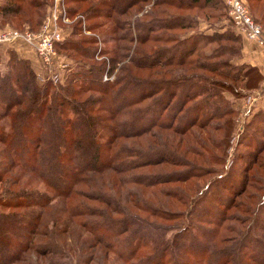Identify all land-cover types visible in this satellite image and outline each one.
Instances as JSON below:
<instances>
[{
	"label": "trees",
	"instance_id": "16d2710c",
	"mask_svg": "<svg viewBox=\"0 0 264 264\" xmlns=\"http://www.w3.org/2000/svg\"><path fill=\"white\" fill-rule=\"evenodd\" d=\"M143 1L146 0H65L68 4L66 12L71 19L82 14L84 20L93 21L92 24L87 22L85 27L92 25L98 29L106 26L101 41L111 49H99V40L95 37L92 41L75 38L83 33L80 17L69 29L61 28L62 39L56 42L55 47L61 58L75 61L71 71L76 64L78 70L66 76L64 74L59 83L42 81V65L41 71L37 72L29 58L19 56L17 50V53L9 52L6 70L0 69V182L5 179L6 172L11 174L5 180V185L9 184L5 186L7 191L0 195V206L22 210L0 212V264L23 261L30 251L52 252L49 264H62L67 256L65 254H70L68 251L71 250L63 246L46 250L48 246L40 245L39 240L57 234L72 235L74 240L79 236L86 237L87 245L82 252L99 249L106 259L115 256L113 264H245V258L240 254H249L254 263L261 258L254 253H264V239L257 230V223L264 226V200L258 203L253 222L235 244L220 249L210 248L208 244L204 247L199 245L202 238L209 244L210 241L219 243L222 240L219 230L226 217L220 215V208L222 205L226 207L228 201L223 204L217 197V190L222 189L228 178H236V174L221 178L218 186L201 192V195L204 194L202 201L196 203L199 205L206 201L201 213L196 208L183 211L161 209L128 186L141 184L155 187L163 183L164 178L153 176L146 181L135 172L138 168L149 167L153 162L151 156L161 154L162 150L155 154L151 149L138 151L136 145L126 141L137 140L157 128H178L182 132L191 123L212 121L235 113L231 102L225 101V92L212 84H204L206 80L200 72L191 76L172 74L170 69L175 66L194 64L190 57L199 51V44L220 39L238 43L237 47L232 44L218 46L225 53H231L230 48L233 47L237 56L229 58L226 64L230 72L237 74L232 75L227 70L226 77L246 79L249 91L264 82V74L257 66L237 63L243 56L244 40L247 38L236 30L224 0L152 1L155 7L167 4L174 7L186 4L189 8L203 9L220 7L224 12L217 14V20L228 15V24L223 27L220 24L221 29L213 27L214 30L202 31L200 28L191 34L181 33L188 27H196L188 22V16H166L165 8L157 10L163 11V17L152 14L149 9L143 14L148 19H138L132 24L124 23L117 16L130 12ZM147 1L151 3V0ZM261 1L264 0H253L251 7L264 4ZM50 2L1 0L0 13L4 20L17 25L26 24L29 29L35 30L44 23L46 17L40 19L43 11L50 8ZM70 2L81 6H70ZM244 2L247 3V0ZM140 8L142 11L143 6ZM261 10L263 22L264 5ZM208 16L212 17L211 14ZM255 19L260 21L256 15ZM125 41H137L141 46L134 49ZM150 42L160 45L146 52ZM91 43L96 46H88ZM24 46L35 52L31 46ZM218 53L219 50L216 54L214 50L201 56L207 61ZM102 55L107 58L97 59ZM125 60L128 62H123ZM110 61L113 66L107 65ZM116 68L120 74L112 80H104V73L111 74ZM196 68H203L212 74L218 70L211 65L203 66L198 61ZM134 69L148 70L149 75L137 74ZM155 74L160 78H153ZM213 98L218 100H210ZM177 101L184 103L185 110L190 106L186 121L191 123L186 127H178L179 114L175 115L172 111ZM183 111L181 109V113ZM247 125L258 128L262 132L258 131L259 134L264 136V110H253ZM249 140V145H254L255 150L264 145L261 136L258 141L254 136H250ZM253 156L258 159L257 154ZM159 159L162 163L173 161L169 160L168 154ZM14 168L18 169L15 173L12 172ZM106 172L115 175L111 185H97L98 175ZM24 174L29 175L26 184L34 181L44 184L45 188L12 189L11 184H19ZM230 184V189L234 191L237 185ZM124 188L125 200L121 190ZM163 192V197L177 198L173 193L178 191L171 194ZM221 198L229 199L225 195ZM211 203H215L214 210H210ZM203 225L208 226L204 227V231L201 229ZM50 226L54 228L53 232ZM214 252L218 253L215 260L212 257ZM83 264H86L85 261Z\"/></svg>",
	"mask_w": 264,
	"mask_h": 264
},
{
	"label": "rangeland",
	"instance_id": "374dc122",
	"mask_svg": "<svg viewBox=\"0 0 264 264\" xmlns=\"http://www.w3.org/2000/svg\"><path fill=\"white\" fill-rule=\"evenodd\" d=\"M1 1V0H0ZM50 8H47V11H43L44 14L40 20L44 18V16H48L49 14L51 17L53 16L52 8H54L57 5L56 0H50ZM153 0H151V3L146 1H143L139 3L138 5L134 6L130 12L123 14V15H117L120 19L123 20V22H129V24L136 22L138 19H148L144 14L145 11L149 10L152 14H156L159 17H163L162 12H158L157 10L161 8H165L166 12L165 15H183L188 16L187 20L188 22H191L192 24H195L196 27L182 30V34H191L193 31L198 30L201 28L202 31L204 30H214L216 28L221 29L220 24L225 26V24H228V15L225 18V16L221 17L220 20H217V14H220V12H224V9H206V8H200V7H187L186 4H183L181 7H174L173 5H164V6H153L152 3ZM60 2L59 8L64 9V7H67V3ZM262 3L264 1H261ZM253 3V0H247V3L245 2L248 12H250V15L254 21L255 24L262 27L264 32V21L261 20L262 10L261 6L264 4H261L260 6H254L251 7V4ZM256 4V3H255ZM70 6L73 7H79V3L77 2H70ZM143 6V10L141 11L140 7ZM186 6V7H184ZM194 6V5H193ZM58 9V6L56 8V11ZM55 10V9H54ZM53 10V11H54ZM47 12V13H46ZM212 15V17H209V14ZM227 14V13H226ZM2 14L0 13V32H5L6 30H16L19 32H23L25 30H28L30 32H33L35 34L41 32L42 26L38 27L35 30H31L28 28V25L21 24L17 25L13 21L4 20ZM164 15V16H165ZM255 15L260 19V21H257L255 19ZM78 17L82 18V24H83V33L76 35L75 38L81 39L82 41L88 40L92 41L93 37H95L97 40V46H99V49L101 47H104L105 49H111L109 45H104L103 41H101V38L103 37V31L106 29V26L100 27L98 29L93 28V26H89V28L85 27L87 22L88 24H92V20H84V16L82 14H79L74 19H71L70 17L67 18L66 21L63 19L57 20L58 26L60 28H70L72 25L75 24L74 20L78 19ZM46 19V18H45ZM38 25H36L37 27ZM129 27V25H127ZM88 29H91L88 30ZM121 33H126V31H121ZM177 34L176 32H174ZM179 33V32H178ZM246 38L249 40V37L246 36ZM87 41V43H88ZM256 42L257 45L260 43L256 40H252ZM128 45H131L132 48L140 47V43L137 41H133L130 43L129 41H125ZM23 42H14L11 44H0V69L6 70V63L7 58L10 53H14L18 51L19 56L25 57L27 54L22 52V48H29L28 46H24L27 44H23ZM221 44H232L231 46L237 47L238 43L231 42L228 40H218L216 42H205L202 44H199L201 47H199V51L194 53L190 58L191 62L194 63L191 65L190 63L183 65V66H175L171 68L173 75L177 74H189L188 76H191L190 74H194L196 72H200V76H202L203 79L206 80L207 86H210L212 84L215 86L219 91L225 92V101H230L233 105V108L236 110L235 113L224 116L220 119H213L212 121H199L197 123H190L186 121V116L188 115L190 110V106L185 110L184 109V103H186L187 99L184 103L176 102L173 107L172 111H175V115L179 114L178 118V127H186L184 131L181 132L178 128H170V129H154L151 133H148L146 135H143L139 139H130L126 141L127 144H133L136 145V150H154V154L158 152V150H162L161 154L152 155L150 158L152 164L149 167H143L138 168L135 172L139 174V176L143 177V180H151L153 176L162 177L163 183L156 185L155 187H147L141 184H133L128 185L129 188H133L134 192L138 193L140 197L147 198V201L152 204H156L161 209L166 210H193L194 208L197 209L199 213H201L204 209L202 208L204 206V203L206 201L203 200L202 203H199L197 205V202L202 201L201 196L203 197L204 194L201 195L202 191H205L208 187H215V185L218 186V183L221 182V180L224 178H227L231 176L232 174H236V178H228V182L225 181L222 189L220 188L218 193V198L222 200L221 202L224 204L227 202V206L224 207L222 205V208H220L221 212L220 215L225 216L224 225L220 227L219 234L221 237V241L219 243H216L215 241H210V244L202 238L199 245L204 247L207 244L210 246V248H216L220 249L224 246H232L237 242V240L243 235L249 228L250 223L253 222V217L256 215V208L259 205L258 203L262 200H264V145L258 150H255V146L250 144L249 145V138L250 136H254L257 138V141L259 140V136L263 137L262 132L258 128H254L251 126H248L249 117L252 114L253 110L259 109V104L254 103L250 106V96L256 94V90L261 88V85L257 88H255L252 91H249V85H246V79H240V77L237 79H231L226 77L229 70L227 68V60L231 57H235V51H233V47H231V53H225L224 51H220L222 47H218ZM160 44L155 42H150L147 47L148 51H151L154 47L159 46ZM263 45V44H260ZM88 46H96V44H90ZM264 46V45H263ZM229 48V47H228ZM17 50V51H16ZM215 54L219 50V55H213L212 59L207 61L201 56L205 54H208L210 52H214ZM217 50V51H216ZM226 50V49H225ZM132 53V49L130 51V55ZM209 56V55H208ZM237 57V56H236ZM107 58L106 56H97V59L102 60ZM203 58V59H202ZM67 59V58H66ZM70 60V59H67ZM86 62H94L93 60H85ZM197 61L203 65V66H212L215 67L218 70H215L214 73H210L208 71H205L203 68L199 69L196 68ZM234 61V60H233ZM70 63L69 69L65 72V76L74 70H78L77 66L75 65L73 70L71 71V66L74 64V60L68 61ZM96 62V60H95ZM94 62V63H95ZM125 63L128 62V60L123 61ZM122 62V63H123ZM239 59L237 63H239ZM77 63V62H76ZM108 63V62H107ZM110 61L107 65L113 66ZM216 63V64H215ZM79 64V63H78ZM107 66V67H108ZM117 66H120L117 65ZM155 70H158L155 69ZM135 73L148 76V70L139 71L138 69H134ZM150 72V71H149ZM230 72V70H229ZM108 72H105L104 75L115 78L117 77L119 73L118 68H116L111 74H106ZM232 75L237 74L233 72H230ZM234 73V74H233ZM153 78H160L157 74L152 76ZM232 91V92H231ZM255 92V93H254ZM264 91H262L263 94ZM236 93V94H234ZM210 100H218L216 98L210 99ZM221 100V99H220ZM222 102V100H221ZM192 104V103H191ZM255 105V106H254ZM181 109L184 111L181 113ZM183 127V128H184ZM261 134H259V132ZM258 133V135H257ZM262 145V144H259ZM134 147V146H133ZM165 147L164 149H162ZM0 148H2V145H0ZM260 153V154H259ZM168 154L169 160L175 161V163L167 162L162 163L159 158L160 156ZM254 154H257V160L255 159ZM177 156V157H176ZM173 157V159H171ZM256 160V161H255ZM155 161V162H154ZM18 169H12V172L15 173ZM192 172V173H191ZM197 172V173H195ZM21 173V172H20ZM10 172H6L4 174V180L3 182H0V195L5 193V190L7 191L8 184L5 185L6 178L10 177ZM29 178V175L24 174V177L20 181L19 184L13 185L11 184V188H45L44 184L37 183V182H27L26 179ZM177 178H184V179H177ZM222 178V179H221ZM115 179V175L112 174V172H106L101 175H98L97 177V185L103 184H110L111 181ZM167 180H170L169 182ZM250 180V181H249ZM165 181V182H164ZM234 181V182H233ZM232 182L237 185L236 189L233 191V188H231ZM228 183L227 189L225 188L226 184ZM229 188V191H228ZM124 197L123 200H125V188L121 189ZM163 190H165L168 194H171L172 191H178L175 194L177 198H166L163 197ZM207 191V190H206ZM228 191V193H227ZM225 195V197H229L228 200H223L221 196ZM184 196H186V200L184 199ZM141 198V200H143ZM180 198V199H179ZM196 198V200H195ZM183 199V200H182ZM195 201V202H192ZM221 203V204H222ZM215 203H211L210 210H214ZM153 205V204H152ZM153 205V206H156ZM21 211L22 209H14V208H8V207H2L0 206V212L3 213H12L15 211ZM261 217L262 214H260ZM50 216L47 218L49 219ZM179 222H182L181 220ZM178 222V223H179ZM258 227V233L263 237L264 239V226H260V223H257ZM183 225V223H182ZM187 225V224H186ZM189 225V224H188ZM187 225V226H188ZM208 225V224H207ZM207 225H203L201 227L202 231H204V227H208ZM200 229V230H201ZM50 231L53 232L54 228L50 226ZM50 232V233H51ZM65 232V231H64ZM61 236L65 237L60 238ZM86 237H77L75 240L73 239L72 235H54V236H48L46 238L41 237L39 240L40 245H47L48 249L51 250L53 247L63 246L65 249L71 250L68 251L70 254H65V257L62 260V264H83V261H85L86 264H113L115 263V256L111 255L110 259H106L103 252H100L99 249H86V251L83 253V247L84 245H87V240L85 241ZM233 248V247H231ZM256 251V249H255ZM71 252L73 255H71ZM52 253V252H51ZM51 253H42V252H35L30 251L28 256L25 260L17 262L15 264H49V258L51 257ZM242 258H245L244 263L245 264H261L264 263V259L262 258L264 256L263 251H258L254 253L256 257H261L260 260H255L254 263H252L251 259H249V254H240ZM254 256V257H255ZM212 257L214 260L218 257V253H212ZM71 258V259H70ZM105 258V259H104ZM250 260V262H249ZM256 261H258L256 263Z\"/></svg>",
	"mask_w": 264,
	"mask_h": 264
},
{
	"label": "built area",
	"instance_id": "2783aa9c",
	"mask_svg": "<svg viewBox=\"0 0 264 264\" xmlns=\"http://www.w3.org/2000/svg\"><path fill=\"white\" fill-rule=\"evenodd\" d=\"M57 5L52 8L53 16L49 14L46 16L42 24L41 32L35 34L28 30L19 32L16 30H6L0 32V44H11L14 42H23L31 46L44 68V74L40 77L42 81L52 80L54 83H59L62 80L65 72L69 69L70 63L64 60L59 55L55 44L62 39L61 28L58 26L57 20L60 18L64 21L67 20L68 15L66 8L60 9L59 3L64 0H56ZM227 6L228 14L234 22L236 30L249 37V40H256L264 45V35L261 26L254 23L250 12L244 0H224ZM58 9L56 11V8ZM113 78L104 76V80H112ZM255 95L250 96V106L256 103L262 96L264 91V84L261 88L256 90ZM255 93V92H254Z\"/></svg>",
	"mask_w": 264,
	"mask_h": 264
},
{
	"label": "crops",
	"instance_id": "0c3cea01",
	"mask_svg": "<svg viewBox=\"0 0 264 264\" xmlns=\"http://www.w3.org/2000/svg\"><path fill=\"white\" fill-rule=\"evenodd\" d=\"M258 44V43H257ZM256 42L252 40L245 39L244 40V47H243V56L240 60V62H246L249 64H252L254 66H257L260 71L264 74V46L263 45H257ZM23 45V44H21ZM22 52L26 53L27 55L25 57L29 58L32 62L33 67L37 72L41 71V64L35 54L34 51L28 48H22ZM264 82L262 83V85ZM261 85V86H262ZM259 104V109L264 110V92L260 99L256 102ZM255 106V105H254Z\"/></svg>",
	"mask_w": 264,
	"mask_h": 264
}]
</instances>
